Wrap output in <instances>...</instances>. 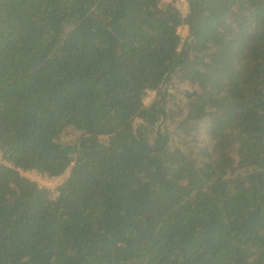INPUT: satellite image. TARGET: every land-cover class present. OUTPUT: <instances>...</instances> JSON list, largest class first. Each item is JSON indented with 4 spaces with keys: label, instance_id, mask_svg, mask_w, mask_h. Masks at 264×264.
I'll list each match as a JSON object with an SVG mask.
<instances>
[{
    "label": "trees",
    "instance_id": "trees-1",
    "mask_svg": "<svg viewBox=\"0 0 264 264\" xmlns=\"http://www.w3.org/2000/svg\"><path fill=\"white\" fill-rule=\"evenodd\" d=\"M190 4L0 0V264H264V0Z\"/></svg>",
    "mask_w": 264,
    "mask_h": 264
},
{
    "label": "built area",
    "instance_id": "built-area-1",
    "mask_svg": "<svg viewBox=\"0 0 264 264\" xmlns=\"http://www.w3.org/2000/svg\"><path fill=\"white\" fill-rule=\"evenodd\" d=\"M175 3L177 7L180 9V11L187 15L190 12L191 4L190 0H167ZM153 92H149L147 95V99H149L150 94ZM0 161H2V152L0 151ZM22 174L37 181L41 186H47L52 189L58 188L59 185H61L65 180V175H59V176H49L48 174L37 170H21ZM59 193V192H56Z\"/></svg>",
    "mask_w": 264,
    "mask_h": 264
},
{
    "label": "rangeland",
    "instance_id": "rangeland-1",
    "mask_svg": "<svg viewBox=\"0 0 264 264\" xmlns=\"http://www.w3.org/2000/svg\"><path fill=\"white\" fill-rule=\"evenodd\" d=\"M187 28H182V31H181V36H182V42L184 41V38H185V35H186V33H187ZM157 96V94L156 93H151L150 94V96H149V99H148V101L150 102L152 99H154L155 97ZM199 134L200 133H202L201 131H199L198 132ZM76 138H77V134L76 133H72V134H70V136H69V139H71L72 141H74V140H76ZM65 140H68L67 138H65ZM205 144H207V145H210V140L209 139H207V142H205ZM208 150H209V148H207Z\"/></svg>",
    "mask_w": 264,
    "mask_h": 264
},
{
    "label": "crops",
    "instance_id": "crops-1",
    "mask_svg": "<svg viewBox=\"0 0 264 264\" xmlns=\"http://www.w3.org/2000/svg\"><path fill=\"white\" fill-rule=\"evenodd\" d=\"M184 28H187V30L189 31V27H188L187 25H186ZM188 31H187V32H188Z\"/></svg>",
    "mask_w": 264,
    "mask_h": 264
}]
</instances>
